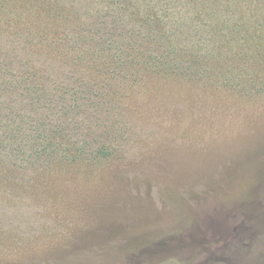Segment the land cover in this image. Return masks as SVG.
I'll return each mask as SVG.
<instances>
[{
    "label": "rangeland",
    "instance_id": "1",
    "mask_svg": "<svg viewBox=\"0 0 264 264\" xmlns=\"http://www.w3.org/2000/svg\"><path fill=\"white\" fill-rule=\"evenodd\" d=\"M66 66L81 113L33 110L56 152H0V264H264V85Z\"/></svg>",
    "mask_w": 264,
    "mask_h": 264
},
{
    "label": "trees",
    "instance_id": "2",
    "mask_svg": "<svg viewBox=\"0 0 264 264\" xmlns=\"http://www.w3.org/2000/svg\"><path fill=\"white\" fill-rule=\"evenodd\" d=\"M238 54L264 68V0H0V152L9 150L12 161L19 153L27 161L30 145L40 157L56 152L50 133L32 137L33 110L54 116L55 130L81 113L77 89L79 108L57 110L54 97L74 86L66 65L87 73L140 66L158 79L190 77L223 89L237 79L245 91L263 86L264 72L232 67Z\"/></svg>",
    "mask_w": 264,
    "mask_h": 264
}]
</instances>
